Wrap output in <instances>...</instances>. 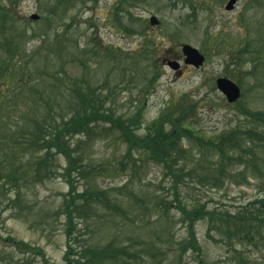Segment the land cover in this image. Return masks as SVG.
<instances>
[{
    "label": "rangeland",
    "instance_id": "rangeland-1",
    "mask_svg": "<svg viewBox=\"0 0 264 264\" xmlns=\"http://www.w3.org/2000/svg\"><path fill=\"white\" fill-rule=\"evenodd\" d=\"M1 1L12 13L2 22L0 33V233L42 247L46 255L31 248L19 249L0 236V264H44L46 260L49 264H65L68 159L57 154L39 167L45 150L29 143L27 136L35 127L30 110L39 118L45 117L42 115L46 111L36 106L46 107L43 97L60 96L66 73L72 80H81L86 69L83 60L89 61L91 83L100 86L105 108L132 114L138 102H144L145 112L137 125L141 133L173 103L181 110L191 102L195 104L186 118L206 137L237 127L246 119L245 108L264 111V0H239L229 10L228 0ZM33 13L40 18H32ZM152 15L159 19L158 24L150 22ZM48 17L53 19L51 24ZM73 21L76 23L68 28ZM63 30L73 46L79 44L69 47L76 61H68V50L60 47L59 52V46L55 50L56 40L34 54L48 31L53 34ZM184 43L204 53L203 65L195 67L184 62ZM62 44L59 41L58 45ZM9 45L16 54L14 77L2 73ZM97 45L111 46L117 56H94ZM244 46L247 50L238 56ZM78 48L85 49V54L78 55ZM174 58L180 60L179 70L166 63ZM61 60L65 61L63 67ZM156 68L159 78L151 89H146ZM220 76L233 79L241 87L237 101L230 102L218 88L216 79ZM81 139L78 155L83 156V166L94 171L74 172L77 191L90 187L106 190L114 205L96 202L89 206L88 214L77 216V239L141 250L162 235L165 243L160 254H145L147 264H178L181 259L183 264H240V258L247 261L245 264H264V239L259 236H264V229L254 230L253 240L240 239L233 223L221 222L218 216L212 221L209 213L195 224L200 253L189 249L181 257L177 243L189 235L188 222L175 203H168L167 208L160 203L163 198L174 200V180L165 173L163 164L145 154L134 153L129 159L125 155L127 144L114 134L96 133ZM182 143L191 154L185 164L188 170L199 160L210 165L220 159L214 150L203 157L196 137L183 138ZM122 159L128 164L122 165ZM247 159L245 163H227L224 175L219 166L213 169L220 183L211 177L198 180L186 176L180 181L179 192L184 206L192 209L205 205L207 211L235 215L261 196L264 160L262 165L261 161H250V156ZM11 172L15 177L5 178ZM17 177L19 182L14 183ZM140 262L141 258L129 264Z\"/></svg>",
    "mask_w": 264,
    "mask_h": 264
},
{
    "label": "trees",
    "instance_id": "trees-1",
    "mask_svg": "<svg viewBox=\"0 0 264 264\" xmlns=\"http://www.w3.org/2000/svg\"><path fill=\"white\" fill-rule=\"evenodd\" d=\"M14 1V4L18 2V0ZM11 3H13L12 0ZM10 12L11 9L6 5V2L0 0V33L3 27L2 22L8 20L11 15ZM12 16L14 17L15 15L12 14ZM48 20H50L51 24L53 19L50 17ZM75 23L76 21H73L69 23L67 27L69 28ZM65 30L61 33L55 32L53 34L51 31H48L45 38H43V43L41 42L34 50V54L39 53L44 47L48 48L46 47L48 43L56 40V43H54L55 50L56 46H59V52L62 49L68 50V61H76V57L69 53V47H71V45L72 47H77L79 44L77 43L73 46L72 42H69L66 38ZM35 33L36 31L31 29V34L35 35ZM59 41H62V46L58 45ZM246 47L247 46H244L239 49L238 56L242 55V53L247 50ZM7 48L10 52L5 58V67L7 70L5 69L2 73L8 72L10 77H14L16 68L13 66V61L15 60L16 54L13 50V52H11L10 45ZM78 49H80L78 55L85 54V49ZM94 49L88 51L87 54L94 50V56H105L104 53L117 56V54L111 50V46L108 45L107 47H99L97 45ZM88 62L89 61H86L85 63L83 60L86 69L81 80H72L66 73L62 81L63 85L60 89V96H56L55 98L52 95L43 97V99L47 101L46 107L41 108L36 106V108H39L40 111H46L42 115V117L44 115L45 117L39 118L40 116H37V112L30 110V115L35 127L27 136V141H29V143H33L39 150H45V153L38 163L39 167L44 165V162L51 156H56L57 154L64 155L68 159L66 179L69 183V191L64 203V212L68 217V226L65 231L68 244V248L64 254L65 264H129L132 260L140 258L141 264H147L149 260L144 257V255L148 253L147 255L156 257L160 254L165 243L162 239V235H158L156 241H151L146 247L143 246L141 250H136L128 245H115L113 242L94 245L90 242L88 243L84 240L77 239L74 226L77 216L88 214L89 206L94 205L96 202L114 205L112 198L106 190H98L90 187L84 191H77V177H75L74 172L89 174L94 171L92 168L88 169L86 165L83 166V156L81 154L80 156L78 155V147L82 144L81 141L83 139L81 138H85L86 136L91 138L96 133H104L106 135L114 134L119 140L127 144L125 155L129 159L134 153L140 156L145 154L161 162L164 166L165 173L172 177L174 180V200L168 201L166 198H163L160 199V203L164 205V208L168 207V203L171 205L175 203L188 222L189 235L177 243L181 251V257L189 249H193L200 253L201 244L196 235L195 224L198 219L205 217L207 213L211 216L212 221H215L218 216L221 222L233 223L235 227L234 231H236L235 235H237L238 238H247L248 240L255 239L256 236L253 231H262L264 229V192L261 196L256 197L253 201L242 206L236 211L235 215H232L229 211H207L205 205L188 209L184 206L179 192L180 181L186 176H196L198 180H205L211 177L215 179L216 182L219 181L220 183L222 181L220 176L213 173V169H216L217 166H219L220 173L224 175L226 174L225 171L227 168L225 165L227 163H245L249 161V159L246 160L249 156L251 157L250 161H258L259 163L261 161L263 165L264 111H254L245 108L246 119L240 122L241 124L238 123L237 127L227 132L224 131L216 136L206 137L201 129L192 124L191 119L186 118L188 112L193 109L195 104L191 102L181 110L173 103V105H169L165 111L160 113L159 116L152 119L151 122L143 128L144 132L141 133L137 125L141 123L142 116L145 112L144 102L139 101L132 114H118L114 109L105 108L104 100L102 99L101 92H99L100 86L97 88L91 83L90 71L87 68L90 67ZM61 63L63 67L65 61L61 60ZM158 78L159 69L156 68L155 75L148 81L146 89H151ZM46 93L48 94L47 91ZM51 100L55 101V105H52ZM180 106H182L181 103ZM76 135H80V137L77 141H73L72 138ZM193 137H196V141H200V147L203 148V150H201L202 156L207 157L208 152L214 150L219 153L220 159L218 162L207 165L206 161L199 160L188 170V166L186 167L185 164H187L188 156L191 154H189L190 151L184 147L182 140L183 138L191 139ZM258 154H260L261 158L258 157ZM120 163L122 165L128 164L124 159H122ZM255 168L257 170L258 166ZM9 177L13 179L15 176H13L11 172L10 174H6L5 178L9 179ZM12 181L18 183L19 179L17 177V180ZM261 189L263 190L264 188ZM115 206L118 205L115 204ZM121 211L124 215H128L124 210ZM231 220L234 222H231ZM216 227L221 229V226ZM0 236L19 249L31 248L42 256L46 255L42 247L30 246V244L17 240L12 236L3 237L1 233ZM259 236L264 239V236H261V234H259ZM167 241L170 243V240ZM146 249H149L151 252H146ZM240 259L242 261L240 264L247 263L245 259ZM44 264L49 263L46 260ZM178 264H183L182 259Z\"/></svg>",
    "mask_w": 264,
    "mask_h": 264
},
{
    "label": "water",
    "instance_id": "water-1",
    "mask_svg": "<svg viewBox=\"0 0 264 264\" xmlns=\"http://www.w3.org/2000/svg\"><path fill=\"white\" fill-rule=\"evenodd\" d=\"M238 0H229L226 5L227 9H233ZM32 18L38 19L40 15L38 13H33L31 15ZM152 24H158L159 19L153 15L150 18ZM183 53L185 55L184 62L186 64H192L196 67H200L205 62V55L199 50V48L185 43L182 46ZM168 65L172 69H179L181 67V63L178 59L168 60ZM218 88L226 95L230 102L237 101L241 96V87L231 78L229 77H218L217 80Z\"/></svg>",
    "mask_w": 264,
    "mask_h": 264
}]
</instances>
